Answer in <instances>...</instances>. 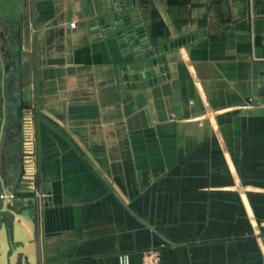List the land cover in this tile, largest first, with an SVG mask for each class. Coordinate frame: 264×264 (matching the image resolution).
Wrapping results in <instances>:
<instances>
[{"label":"crops","instance_id":"obj_1","mask_svg":"<svg viewBox=\"0 0 264 264\" xmlns=\"http://www.w3.org/2000/svg\"><path fill=\"white\" fill-rule=\"evenodd\" d=\"M122 7L164 58L139 79L100 22ZM16 65L23 174L10 192L4 124L0 249L3 225L31 235L29 198L38 264H142L152 248L264 264V0H0L3 122Z\"/></svg>","mask_w":264,"mask_h":264},{"label":"water","instance_id":"obj_2","mask_svg":"<svg viewBox=\"0 0 264 264\" xmlns=\"http://www.w3.org/2000/svg\"><path fill=\"white\" fill-rule=\"evenodd\" d=\"M123 8V7H122ZM120 10L119 15L115 16L112 19V23H108V19L101 20V25L103 31L109 35H115L119 38L122 46L126 47V53L131 54L134 53L138 59L139 67L137 65L128 66L129 72H134L135 74L130 75L131 79H139L140 75L138 73L140 70L144 71L149 68L154 67L158 62L164 61V58L159 61L150 60V57L154 56V50L149 44V40L141 31H139L138 25L135 26L136 30L133 28L134 26L131 24L133 20V24L137 23L138 13L131 14L130 11L126 9H118ZM123 10V11H121ZM113 26V27H112ZM99 29L96 28L95 31ZM139 32H136V31ZM130 43V46L127 45ZM178 45V43L176 44ZM168 50V46H165L161 49H156V53L162 54L164 51ZM16 74L14 77L16 78L12 90L8 91V118L6 122L4 121V111L2 110V104L0 102V126L6 124V130L8 131L7 138L4 141L6 146L5 148V156H7V168L8 175L12 177V184L9 186V191L12 192L14 188L19 184L20 179L23 174V142L20 139L22 133V115H23V107L21 101V82L19 78V65H16ZM160 70H154L152 72H142L143 77L152 76L156 73H159ZM160 79L149 80L146 82V85L154 84L158 82ZM135 86V85H134ZM138 86H141L139 83ZM10 165L13 166V169H10ZM13 195V194H12ZM9 195H5L6 200ZM28 203H26L25 208H17L18 213L24 217L30 225L31 235H21L17 233L16 229L13 234L12 228L6 227V225L2 226L1 234H2V248L0 249V264H38V253L36 247V219L37 213L35 210V206L33 201H30L32 204H29V198H27ZM48 201V200H46ZM29 248L27 249V247ZM11 251V254H9Z\"/></svg>","mask_w":264,"mask_h":264},{"label":"built area","instance_id":"obj_3","mask_svg":"<svg viewBox=\"0 0 264 264\" xmlns=\"http://www.w3.org/2000/svg\"><path fill=\"white\" fill-rule=\"evenodd\" d=\"M139 17V16H138ZM137 23L133 24V20L131 22V24L134 26L133 28L136 30L135 26L138 25L139 27V31H141L144 35L145 32L142 29V24L140 19H137ZM72 26H74V24H72ZM138 30L136 32H139ZM147 37V36H146ZM130 45V43L128 44ZM120 264H130V258L128 255H122L120 256ZM142 264H162V251L161 249H148L146 251L143 252L142 254Z\"/></svg>","mask_w":264,"mask_h":264}]
</instances>
